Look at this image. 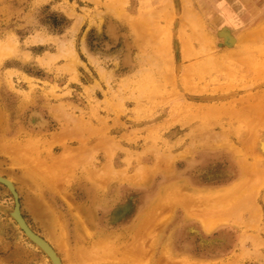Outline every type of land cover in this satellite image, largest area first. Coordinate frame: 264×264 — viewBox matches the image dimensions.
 <instances>
[{
	"label": "rangeland",
	"instance_id": "obj_1",
	"mask_svg": "<svg viewBox=\"0 0 264 264\" xmlns=\"http://www.w3.org/2000/svg\"><path fill=\"white\" fill-rule=\"evenodd\" d=\"M173 6L177 10L178 0H0V176L13 182L23 219L62 264H264V240H256L258 249L254 240H244L246 233L258 232L248 229L251 215L234 212L229 225L206 235L174 204L168 213L155 205L161 189L171 198L247 190V200L251 194L257 208L264 193V154L258 150L264 133L255 132L248 115L243 121L249 131L239 133L236 102L220 104L241 88L236 85L239 59L221 56L219 27L199 14L182 27ZM260 42L258 56L264 61V34ZM258 72L264 78V67ZM114 103L113 113H119L117 104H125L143 123L142 148L134 145L147 156L140 166L144 171H135L145 184L138 192L126 185L134 171L129 170V137L121 140L128 152L109 163L91 146L83 157V149L71 147L76 142L50 134L59 123L78 133L102 127L99 113L111 111ZM206 104L210 111L199 109L192 121L209 122L215 132L230 131L239 165L233 160L213 165L214 179L198 172L197 186L189 188L180 182L185 163L168 157L174 151L172 136L188 140V130L180 132L179 126L189 127L191 106ZM129 112L122 106L127 126ZM117 126L110 136H116ZM121 155L128 161L121 162ZM254 164L260 165L258 180L240 187L246 174L237 182L239 168ZM120 170L126 184L117 182ZM221 181L228 184L219 186ZM199 183L213 187L199 188ZM239 197L235 200L241 202ZM14 208L12 194L0 185V264H51L11 218ZM121 208L122 217L112 218ZM142 221L159 229L137 234ZM251 255L258 259H246Z\"/></svg>",
	"mask_w": 264,
	"mask_h": 264
},
{
	"label": "crops",
	"instance_id": "obj_2",
	"mask_svg": "<svg viewBox=\"0 0 264 264\" xmlns=\"http://www.w3.org/2000/svg\"><path fill=\"white\" fill-rule=\"evenodd\" d=\"M192 8L194 11L202 15L205 20L211 22L212 25L220 28L218 36L222 37V33H227L229 36L234 38L235 47H227L225 39H223L222 57H230L239 59L238 68H240L241 74L236 82V85L240 86L239 90H234V97L228 98L220 102L222 107H226L225 103L235 101L234 105L236 112L238 114L237 126L241 125L240 132L249 131V124L244 123L243 119L246 115L252 116L253 124L255 126V132L264 133V78L258 70L263 69L264 61L259 58L260 48L257 50V46L261 44V36L264 34V0H191ZM130 25V24H129ZM86 51H88L86 49ZM248 58V59H245ZM244 58V60H240ZM242 75V77H241ZM107 80L111 78L110 74L104 75ZM100 88L104 89L106 87L105 83H100ZM215 95V94H213ZM234 103V102H233ZM219 105V106H221ZM231 105V104H230ZM122 106L124 109L129 110L130 114L127 115L132 123L125 121L123 116H121ZM117 104L119 113H113L115 110V103L110 106L109 112L99 113L101 121H104L102 127L92 128L87 127L89 130L85 132L78 133L74 130H65V126L59 123L57 130L50 133L59 140H65L69 144L76 142L75 145L71 146L73 149H83L86 156L87 151L85 148L91 146L92 152L96 153L99 157L103 153V157L109 163L115 161L120 153H126V148L122 145L121 140L127 139L129 137V170L132 168L134 171H129V183L122 181L125 173L121 171L118 175V184L125 183L129 190L132 192H138L145 187V184L141 181L143 179L136 178V170H143L140 168L143 162L147 159L145 155L141 154L140 148L142 145H138L139 141L145 137L141 135V130L143 129V123L139 120L138 116L135 115L134 107L127 109V105ZM196 106V105H195ZM195 106L190 107V117L191 122L189 127L179 126V131H187L188 140H183L184 138H179L178 134H174L172 138L174 139L173 149L174 151L168 157H177L179 162L185 163L184 171L180 172V182L182 186L189 188L196 185L197 186V173L198 172H209L210 178L214 179L215 175L213 169L216 166H222L231 164V160L236 165H239L237 157H235V150L238 146L235 143V136L230 135V131L224 134L223 131L216 132L213 130V125L209 122L198 123L197 121H192L194 118V112L203 113V111H210L211 104H206V108H196ZM197 107H199L197 105ZM178 117L174 115V120L176 121ZM110 121V122H109ZM124 121V122H123ZM246 122V121H245ZM112 123V124H110ZM124 124L129 127L128 131L124 130L119 124ZM119 125V126H117ZM113 134L115 137L110 136L109 130L115 129ZM91 129V130H90ZM178 130V129H177ZM233 133L236 131L233 129ZM185 137V136H184ZM141 138V139H140ZM165 139V134L163 135ZM116 139H119L115 141ZM134 145L140 147L139 149H134ZM107 147V148H106ZM177 148V149H176ZM181 148V149H179ZM89 152V151H88ZM232 155V157H231ZM121 162H127L128 158L125 155H121ZM264 159V155H263ZM213 165H215L213 167ZM212 166V167H211ZM144 171V170H143ZM224 171V170H223ZM239 179L240 182L244 177V171L239 168ZM131 172V173H130ZM241 177V178H240ZM127 179V178H126ZM116 182V181H115ZM116 182V183H117ZM195 183V184H194ZM200 184V183H199ZM221 184V185H220ZM219 186H226L228 183H221ZM202 187L210 189L213 184L201 183ZM207 195L210 194L206 193ZM261 202L256 208V213L258 214L256 221L249 220L247 223L252 222L255 224L258 232L256 233H246L245 240H264V193L260 194ZM250 225H248L249 227Z\"/></svg>",
	"mask_w": 264,
	"mask_h": 264
},
{
	"label": "bare ground",
	"instance_id": "obj_3",
	"mask_svg": "<svg viewBox=\"0 0 264 264\" xmlns=\"http://www.w3.org/2000/svg\"><path fill=\"white\" fill-rule=\"evenodd\" d=\"M173 8L175 9L174 6H173ZM169 10H170V8H168V10L166 9L165 14H168ZM178 10H179V13L176 17H178L177 20L179 21V23L182 27L184 25L182 23L190 22L193 19H194V21H196L195 19H197V13L192 8V1L191 0H178V8H177L176 12H178ZM163 12L160 13V17L163 16ZM181 26H180V28H181ZM181 31H183V28ZM222 37L225 39V43H226L227 47H235L234 46L235 45L234 38L229 36L227 33H222ZM234 150H235V152L237 150V154H240V151L238 148H234ZM258 150H259V152L264 154V141L261 142L260 145H258ZM259 166H260L259 164H256V165L254 164V165H251L250 167L247 166L248 168L245 165L241 167L242 171H245V174H246L245 177L246 178L244 181L242 180L243 182H242V185L240 187H242L244 185H248L247 182H249V180H251V179L253 181H254V179H255V181L258 180L257 175L259 174V169H260ZM261 174H262V172H261ZM251 176L254 178H252ZM0 180H4V183L6 184V186H5V184L4 185L2 184V186H4L10 193H12V191H13L15 193V195L17 196V199H18L16 188H15L13 182L11 180L3 178L2 176H0ZM263 186H264V184H263ZM244 188H246V186H244ZM251 192H253V189H251L250 193ZM246 195H247V190L245 191V193L238 190V193H234V191L232 193L231 192H229V193L216 192L214 194H209V195L199 196V197H195L193 195H187V196L178 195V196H172V198H171V195L165 189H161V192H160V195L158 198V200H160V201H158L159 204H155V205L161 206L160 211L162 213H168L169 210L172 209V205L174 204L175 207L177 206V208H179L184 213V219L186 221H193V222L199 224L201 226L203 232L206 235H211L216 230V228H218L220 226L229 225L228 220L231 218L232 213H234V212L243 211L244 213L251 215V220L253 222L257 220L258 214L256 213V208H255L254 204L250 201L251 194H250V197L248 200H247ZM236 196H240L239 201H241L242 203L235 200ZM163 201H168L169 203L167 205L163 206L162 205L164 203ZM239 203H241V204H239ZM237 206H238V208L236 209ZM229 207H233V208L231 210H228L227 208H229ZM15 210H13V212L11 213V218L16 223L15 218H17L18 214H20V211L18 209H15ZM124 212H125L124 208H121L120 210H118L117 212H115L112 215V218H114V219L118 218L119 219L120 217H122ZM227 217H228V220H227ZM16 225L21 230V228L19 227V225L17 223H16ZM254 225L255 224H253L252 226H249L248 229L249 228L254 229L255 228ZM144 229H147V230L154 232L157 229H159V226L153 222L142 221L140 224V227L136 231L137 234L142 232V230H144ZM21 232H22V230H21ZM102 240H108V239L103 238ZM46 243H48V242H46ZM48 245L50 246V244H48ZM257 245H258V242L256 240H254L252 242L253 248L258 249ZM36 248H38V247L36 246ZM53 251L55 252L54 249H53ZM55 255L57 257L58 264H62L58 254L56 252H55ZM47 258L51 262V264H57V262L53 263L49 259V257H47ZM246 259L256 261V259H258V258H257V255H255V256L251 255V256L247 257ZM238 260L240 261V259H238ZM238 260H236V261H238Z\"/></svg>",
	"mask_w": 264,
	"mask_h": 264
},
{
	"label": "water",
	"instance_id": "obj_4",
	"mask_svg": "<svg viewBox=\"0 0 264 264\" xmlns=\"http://www.w3.org/2000/svg\"><path fill=\"white\" fill-rule=\"evenodd\" d=\"M0 185H4V180H0ZM6 186V184H5ZM12 196L14 198V202H15V209H18L20 211V207H19V202L17 199V196L15 195V193L12 191ZM16 211V210H15ZM16 223L19 225V227L21 228L23 234L25 235V237L35 246H37L47 257H49V259L54 263L57 262L58 264V260L57 257L55 255V252L53 251V249L48 245V243H46L43 239H41L39 236H37L27 225V223L25 222V220L23 219L21 212L20 214H18L17 218H15Z\"/></svg>",
	"mask_w": 264,
	"mask_h": 264
}]
</instances>
